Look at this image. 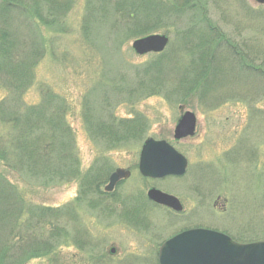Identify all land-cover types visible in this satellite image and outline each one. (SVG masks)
<instances>
[{
    "label": "rangeland",
    "instance_id": "374dc122",
    "mask_svg": "<svg viewBox=\"0 0 264 264\" xmlns=\"http://www.w3.org/2000/svg\"><path fill=\"white\" fill-rule=\"evenodd\" d=\"M59 1L65 2L54 0ZM131 1L106 0L105 5L112 4L106 6L111 14L100 13L98 0L96 6L92 0H72L62 14L46 7L43 20L35 18L37 32L28 28L31 18L21 10L7 17L14 41L25 44L20 61L29 57L30 42H43L32 82L19 93L21 102L34 105L45 94L54 95L55 105L66 108L81 160L80 176L47 183V178L29 177L19 165L2 167L7 159H0V171L14 185L19 203L25 201V214L15 225V232L21 234H15L10 244H21L30 231L48 235L53 229L46 224L54 229L60 224L64 230L52 251L20 264H158L157 242L189 226L221 231L240 243L264 240V4L256 0H134L132 5ZM116 3L126 4V10L117 9ZM189 27L196 34H186ZM151 34L169 36L166 48L137 54L133 42ZM196 41L198 53L191 49ZM199 51L204 54L203 63ZM143 67L154 70L163 91L147 94L151 88L147 83L133 94L126 92L124 86L135 83L131 76L135 79ZM193 77L201 81L186 87ZM5 88L0 87V100L10 93ZM103 97L106 105L91 107L102 112L112 101L110 108L118 116L145 119L139 134L127 139L128 149L110 154L118 165L135 166L120 190L146 194L148 185L157 184L185 197L187 217H173L146 205V212H127L126 218L111 221L89 207L82 179L97 171L93 164L101 162L95 158L101 145L90 138L82 116L87 99ZM184 109L196 114L197 130L194 136L178 140L174 131ZM148 138L165 139L187 157L184 177L156 182L141 177L136 163ZM52 163L56 165L57 160ZM44 207H52L48 213L58 220L44 218L46 224L39 226L33 218ZM70 209L73 218L66 216ZM147 218L148 223L139 222ZM30 221L38 228L28 229ZM112 247L118 255L104 259Z\"/></svg>",
    "mask_w": 264,
    "mask_h": 264
},
{
    "label": "trees",
    "instance_id": "16d2710c",
    "mask_svg": "<svg viewBox=\"0 0 264 264\" xmlns=\"http://www.w3.org/2000/svg\"><path fill=\"white\" fill-rule=\"evenodd\" d=\"M71 1L65 0L60 4V1L55 3L54 0H27L25 3L16 2L15 0H3L4 3L0 4V79L2 82L0 87H6L11 94L14 93L13 95L9 93L7 97L0 100V159H7L6 162H2L1 166L19 165L27 169L29 177L35 179L47 178V183L54 180L56 182L63 181L71 175L80 176L79 161L81 160L77 154L78 150L75 146L76 141L73 138V130L66 119V108L64 110L63 107H60L61 105H55L54 95L45 94L44 100L42 99L34 105L24 106L21 102L19 93L32 82L33 65L35 60L43 55V42L40 40L30 42L29 48L32 49L29 50V57L26 61H20L19 59L24 55L25 49L23 46L25 44H22V46L14 41L12 37H14L15 32L9 26L7 17L11 12H16L17 9L21 10L31 18L32 24L30 25L32 26L29 25L28 28L33 32V27L37 32L35 18L38 21L39 19L43 20L44 15L48 12L46 7H51L54 12L58 13L59 11L62 14L65 12L64 6ZM98 1L101 3L100 13L107 14L109 12L111 14V8L106 7L112 6L110 4L111 0L110 3L107 2V5H105L106 0ZM185 1L190 2V0ZM133 2L134 0L131 1L132 5H135L136 3ZM92 5H97L95 0H92ZM115 6L119 10H126V4L121 6L116 3ZM92 12L97 11L92 9ZM16 13L18 14V12ZM123 18L126 20V16ZM195 32L194 27H189L186 34L192 36ZM199 42L202 43L203 39L199 38ZM199 42H195L194 47L197 49L191 48L192 51L198 53ZM199 52L201 53V51ZM201 56L203 63L204 54L201 53ZM139 71L141 73L136 75L135 79L133 75L131 76L136 84L131 82L129 87L124 86L126 92L129 89L130 94H133L138 91L136 89L140 85L144 86L147 83L151 85V88H147L148 91L145 93L153 94L163 91V89L160 90V81L153 69L151 71L143 67V69L139 68ZM193 78L191 79L192 83H186V87L192 88L196 81H201L199 78ZM101 95L105 94L102 93ZM91 100V98L86 100L87 107L82 117L86 122V130L93 141L99 143H126L130 134H139V131L143 129L145 119L142 116L137 118L120 117L114 109L110 108L114 104L112 101L109 102L110 107L106 106L102 112H99L95 110L94 106L91 107V104L106 105L107 101L105 100L107 99L103 97L101 100H94L93 102ZM54 159L57 160L56 165H54L56 162L52 163ZM89 176V174H86L82 181L87 182ZM12 186L14 185L10 179L0 171V264H20L23 260L26 261L28 257L43 252L48 253L52 251V247L64 233L63 228H59L61 227L60 224H58L59 227L54 229V226L44 223L47 221L44 218H53V222L58 220L54 213H48V210L52 211V207H44L45 209L39 211V215H34V222L39 226L41 223L46 224L49 229L53 230L44 237H41L37 232L30 231L31 236L27 237L21 244H10L14 240L15 234H21L15 232V225L20 217L25 214V201L23 199L21 201H24V204L19 203L20 199H18ZM31 212H33V207H31L30 214ZM66 216L73 218V211L69 210ZM29 225L28 229L35 230L38 228L33 221H30ZM54 230H57V235L53 232Z\"/></svg>",
    "mask_w": 264,
    "mask_h": 264
},
{
    "label": "water",
    "instance_id": "95a60500",
    "mask_svg": "<svg viewBox=\"0 0 264 264\" xmlns=\"http://www.w3.org/2000/svg\"><path fill=\"white\" fill-rule=\"evenodd\" d=\"M264 4V0H256ZM169 43L164 34H151L138 38L133 48L138 54L161 52ZM196 115L186 111L174 131L175 139L194 136ZM187 158L171 143L148 138L142 148L140 170L146 176L163 177L169 174L182 175L186 172ZM124 174L118 170L111 176L108 189ZM148 195L155 201L181 210L177 197L158 189ZM159 264H264V240L240 243L226 233L204 228H194L168 239L160 248Z\"/></svg>",
    "mask_w": 264,
    "mask_h": 264
},
{
    "label": "flooded vegetation",
    "instance_id": "af4514ba",
    "mask_svg": "<svg viewBox=\"0 0 264 264\" xmlns=\"http://www.w3.org/2000/svg\"><path fill=\"white\" fill-rule=\"evenodd\" d=\"M183 108V107H182ZM97 145H101L99 148L101 150H98V156L95 158H99L101 160L99 165L96 164V161L93 164V171L97 170L95 173L92 172V174L89 176V179L87 182L84 183V190H86V194L88 195L89 193V207L92 209L94 213H101L103 217L107 218V220H111L116 218L119 221L122 218H126L123 216L124 214H127V212L131 211H137V213L140 212H146V205L151 206L154 209H163L164 211H167L171 216L173 217H182L186 215L187 217V206H186V200L185 197L182 195L168 191L164 188H161L157 184H150L147 187L146 194L141 193V192H136L132 194H127L126 192L121 191V185L124 184L126 181L131 179L133 173H134V167L127 165H118L117 162L113 160V158L110 156L111 153H120L119 151L122 149H128L126 148L129 144L126 143H106V142H101V143H95ZM141 154V152H140ZM112 159H111V158ZM97 160V159H96ZM139 162H140V157L136 163V166L139 168ZM97 165V166H96ZM91 169V168H90ZM118 170H123L124 174L115 182L113 187L111 189H108L107 187L110 184L111 180V175L118 171ZM140 171V170H139ZM140 175L142 178L150 181H160L168 178H182L184 175L176 176V175H170V176H164L160 178H154V177H148L143 175L140 172ZM151 189H158L161 190L165 193L171 194L175 197L178 198L180 205H181V210H177L176 208L170 207L168 205L159 203L152 199L148 193ZM72 210V209H70ZM187 210V211H186ZM191 210V209H190ZM189 210V211H190ZM139 211V212H138ZM150 219H141L139 222L140 223H148ZM127 221V220H126ZM129 221V220H128ZM100 224H103L102 221H99ZM192 228H205L202 226H195V227H185L180 229L178 232L174 233L170 237L163 238L160 242H157L156 246V254H157V259H158V253L161 245L169 238L172 236L188 230ZM91 241H89L90 243ZM93 245V243H92ZM91 248L94 247V245ZM109 251V256H106L104 254V259L107 258H112L118 255V249L116 247H112ZM102 254V253H101Z\"/></svg>",
    "mask_w": 264,
    "mask_h": 264
}]
</instances>
